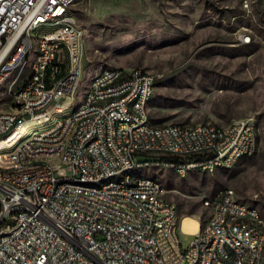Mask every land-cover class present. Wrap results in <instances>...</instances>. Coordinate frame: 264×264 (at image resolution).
I'll use <instances>...</instances> for the list:
<instances>
[{
  "label": "built area",
  "instance_id": "obj_1",
  "mask_svg": "<svg viewBox=\"0 0 264 264\" xmlns=\"http://www.w3.org/2000/svg\"><path fill=\"white\" fill-rule=\"evenodd\" d=\"M79 0H0V83L14 78L8 90L10 107L0 111V264H190L195 249H205L204 264H236L240 256L237 241L258 244L263 232L250 233L255 221L242 210L239 201L229 199L230 189L222 191L217 218L202 224L203 234L178 231L184 220L175 203L154 199V188L141 190L109 185L97 191H81L68 184L55 185L57 175L91 179L101 173H117L137 162L160 167L185 169L189 164L214 167L233 165L239 153H257L260 132L254 123L233 120L231 130L223 126L195 124L194 132H185L174 123L154 125L145 106V97L156 91V75L142 68H130V82L115 86V75L123 68L110 67L103 82H96L90 101H86L71 123L83 121V131L74 132L70 141L58 142L60 133L50 132L40 142H32V133L42 125H50L51 116L67 107L72 90L82 74V42L80 34L67 35L66 25H77L74 7ZM65 15L60 32L45 33V66H37L29 53L30 28L39 20ZM64 43H72L71 75L55 82L62 72L60 59ZM12 51H22V58H12ZM17 59L16 68H8V60ZM37 67V74H30ZM30 78L25 92H16L20 74ZM22 78V79H23ZM125 91L117 103L95 106L96 97ZM143 95V103L131 104V95ZM98 134V145L91 149L92 162H85L83 147L88 136ZM26 139V146H17ZM215 143L221 156L206 153V145ZM154 146L180 147L186 157L154 156ZM46 147L49 153L65 147L59 164L35 162V169L20 170L29 161L32 148ZM187 147L203 148V155L188 156ZM131 180V179H129ZM141 180V179H140ZM125 199L134 200V208L125 207ZM19 207H28L27 215H18ZM131 211L139 218H153L154 226H133ZM247 217V224H240ZM190 236L189 245H181L182 236Z\"/></svg>",
  "mask_w": 264,
  "mask_h": 264
},
{
  "label": "rangeland",
  "instance_id": "obj_2",
  "mask_svg": "<svg viewBox=\"0 0 264 264\" xmlns=\"http://www.w3.org/2000/svg\"><path fill=\"white\" fill-rule=\"evenodd\" d=\"M74 10L82 31V74L72 102L50 123L83 102L100 71H151L156 75L152 124L225 126L245 120L259 129L260 145L235 168L215 173L192 170L181 177L170 167L152 165L134 173L159 179L165 198L203 225L213 213L204 202L215 201L228 188L258 207L264 221V0H79ZM51 30L43 27L34 37ZM73 55L62 47L59 80L70 74ZM27 73L20 74L16 86ZM18 75L0 85V111L10 107L8 87ZM190 238L182 236L183 247Z\"/></svg>",
  "mask_w": 264,
  "mask_h": 264
},
{
  "label": "bare ground",
  "instance_id": "obj_3",
  "mask_svg": "<svg viewBox=\"0 0 264 264\" xmlns=\"http://www.w3.org/2000/svg\"><path fill=\"white\" fill-rule=\"evenodd\" d=\"M65 22V15H56L55 18H51L50 20H39L30 28L29 34V53H34L35 56L32 58L33 62H37V66H45V42L44 36L45 33H56L60 32L61 24ZM60 26V27H59ZM43 27L53 28L51 32H44L39 36L34 37V32L38 31ZM59 27V28H57ZM66 34L67 35H78L82 34L80 28L78 26L66 25ZM36 40V46H35ZM64 45L68 46L71 54L73 55L74 47L72 43H64ZM12 58H22V51H12ZM17 59L8 60V68H16ZM110 72V68L104 69L96 74L91 84L85 94L83 102L75 107L74 109H70L71 112L68 114H64L61 120L55 118L50 125H46L37 131L32 133V142H40L44 138H47L52 133H60L58 135V142H66L70 141L71 137L74 136V132L83 131V121H75L71 123V128H65L61 130V126L64 124H68L73 121V117L78 115V109H81L86 101L91 100V96L94 93V88L96 86V82H103L105 74ZM30 74H37V67H30ZM61 74V72H60ZM60 74L55 75V82H62L60 79ZM71 75V72L68 76ZM66 76L64 79H68ZM131 70L122 69L115 75V86H123L124 84L130 82ZM2 85V83H0ZM30 87V78H25L22 80L21 84L16 86V92H25L27 88ZM74 88L72 90V93ZM155 93L148 94L145 97V106H149L151 100L153 99ZM11 96L14 97V90L11 91ZM122 98H125V91H117V93H112L110 96L105 97H96L95 106H104L107 103H117L122 101ZM72 102V99L67 102L69 105ZM143 103V95L141 94H132L131 95V104H139ZM61 108V110H63ZM60 110V111H61ZM148 115H150V111L148 108ZM60 119V118H59ZM182 131L185 132H194L195 125H179ZM208 127H216L217 125L206 123ZM223 130H231V123L223 126ZM98 145V134H91L88 136V139L84 143L83 147V158L85 162H92V152L91 149ZM17 146H26V139L19 141L17 139ZM206 153L213 156H221V148L219 146H215V143H208L206 145ZM60 154H65V147H57V151H52L49 153V149L46 147H38L32 148L31 151L28 152L29 161H22L20 163V170H30L35 169V162L37 161H45L47 158L51 164H59ZM187 155L188 156H197L203 155V148L201 147H187ZM254 153L242 152L236 156L233 165H214V167H204V165L197 164H189L185 169H180L178 167H170L172 168L179 176L185 177L192 170H200L202 172L207 173H215L220 168H235L240 161L247 157L253 156ZM154 156L161 158H170L173 157H186V150L181 149L180 147H172V148H163V146H154ZM149 166L145 164V162H137L135 165L129 168H123L119 170L117 173H101L99 176H94L91 179H79V176H68V175H57L55 177V185H64L68 184L71 186H76L81 189V191H97L98 189H102V187H109V185H123L126 183V189H134L141 190L143 188V181H145V185H155L162 184V182L154 177L142 176L135 174L134 171L137 168ZM131 179V180H129ZM141 179V180H140ZM162 187L163 184H162ZM166 189L165 188H154V199L158 200H167L165 198ZM229 199L232 201H239L237 194L234 189H230L229 191ZM206 207H212L213 213L211 218H217V210L216 208H220V198H217L215 201L206 200L204 202ZM125 207L134 208V200L133 199H125ZM240 207L242 210H246V215L253 218L255 221L252 225H250V233H261L264 231L263 224L264 221L262 219L261 212L258 207L247 204L245 202L240 201ZM28 207H19L18 215H27ZM131 219L133 221V226H141L148 227L154 226L153 218H139L138 211H131ZM240 224H247V217H240ZM178 231H184L187 234H203L205 233V226L201 224L198 217L193 215H186L184 220L180 221L178 224ZM5 241V233H0V244H3ZM181 245L182 238H181ZM189 245V243H188ZM237 248H240V256L236 257V264H264V232L263 237H261L258 244L252 243H244V241H237ZM206 259V251L205 249H195L194 261H190V264H204Z\"/></svg>",
  "mask_w": 264,
  "mask_h": 264
},
{
  "label": "crops",
  "instance_id": "obj_4",
  "mask_svg": "<svg viewBox=\"0 0 264 264\" xmlns=\"http://www.w3.org/2000/svg\"><path fill=\"white\" fill-rule=\"evenodd\" d=\"M152 101V100H151ZM151 103V102H150ZM149 111H150V105H149ZM150 116H151V114H150ZM151 122H152V118H151Z\"/></svg>",
  "mask_w": 264,
  "mask_h": 264
}]
</instances>
